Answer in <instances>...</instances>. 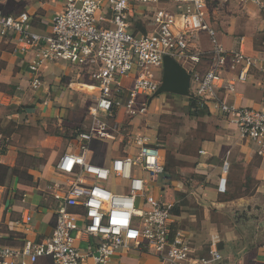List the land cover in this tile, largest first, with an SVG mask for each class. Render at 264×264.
I'll return each instance as SVG.
<instances>
[{"label":"built area","instance_id":"1","mask_svg":"<svg viewBox=\"0 0 264 264\" xmlns=\"http://www.w3.org/2000/svg\"><path fill=\"white\" fill-rule=\"evenodd\" d=\"M238 1L254 4L264 17V0ZM208 2L64 0L46 33L34 31L26 15L12 17L0 9V35L8 34L20 51L33 54L28 64L32 74L46 64L64 63L87 72L98 89L89 124L76 136V149L54 162L63 180L46 187L56 204L50 236L38 243L27 240L21 247L0 245V264H36L40 258L53 264H107L122 250L149 253L159 264H223L214 245L199 257L188 237L171 235L174 204L154 193L164 173L160 145L156 137L133 131V121L145 114L148 98L161 83L163 58L170 56L190 73L194 97L212 101L235 125L238 139L264 156V105L233 107L217 96L218 87L235 88L221 76L227 62L231 70L238 67L236 82L243 83L253 60L218 43L206 20ZM138 22L144 32L134 28ZM202 32L211 44L204 73L195 68L206 58L194 43ZM31 83L34 89L41 85L36 77ZM104 142L124 150L108 162L96 161L92 146ZM227 168L224 163V174ZM30 222L28 216L24 223ZM84 239L85 247L79 248L76 242Z\"/></svg>","mask_w":264,"mask_h":264},{"label":"crops","instance_id":"2","mask_svg":"<svg viewBox=\"0 0 264 264\" xmlns=\"http://www.w3.org/2000/svg\"><path fill=\"white\" fill-rule=\"evenodd\" d=\"M63 1L0 0V9L12 17L26 15L34 31L46 33L51 18L62 10ZM225 6L227 28L218 31L207 16L206 20L224 50L242 52L253 60V65L245 82L238 83V67L231 70L227 62L221 76L224 82H234L235 88L227 91L218 87L217 96L228 106L260 109L264 105V17L251 3L227 1ZM194 43L206 56L195 66L204 73L210 65L209 37L199 33ZM32 55L20 51L19 44L8 34L0 35V110L4 111L0 113V165L8 168L0 185V245L10 247H21L27 240L38 243L50 236L56 204L46 187L63 180L54 169L57 155L76 149V140L72 147H51L50 141L58 144L55 135L39 141L34 135L27 139L28 125L35 127L34 121L61 116L62 108H58L82 99L84 90L94 91L93 99L98 94L96 82L87 72L64 63L46 64L32 74L28 69ZM35 77L41 81L36 89L31 83ZM130 84L128 81L127 86ZM202 102L207 115L191 118L204 125L193 129L197 141L193 138L176 144L169 152L171 165L160 147L165 167L160 178L165 186H159L158 181L154 193L160 198L161 193L172 197L163 200L174 204L171 235L182 233L188 237L197 256H205L214 245L223 255V264H264V156H257L249 143L238 139L235 125L218 112L212 101ZM208 119L212 123L209 126ZM40 149L47 154L42 156ZM224 163L228 164L226 174L222 172ZM12 169L17 171L12 173ZM16 173L30 175L31 181L20 180ZM28 216L31 222L25 224ZM76 244L84 248L86 240ZM36 264L53 261L40 258ZM107 264L159 262L146 252L122 250Z\"/></svg>","mask_w":264,"mask_h":264},{"label":"rangeland","instance_id":"3","mask_svg":"<svg viewBox=\"0 0 264 264\" xmlns=\"http://www.w3.org/2000/svg\"><path fill=\"white\" fill-rule=\"evenodd\" d=\"M227 1H229V3H231V1L239 3L238 0H209L207 4V20L216 26L218 31L225 27L227 28V7L225 6ZM143 20L146 24V17H143ZM146 28L148 32L150 27L146 25ZM82 92H84L82 99H78V101L75 102L72 101L71 105L66 103L67 107L57 106L59 107L58 109L62 108L59 112L62 113L61 116L57 118L51 117L44 121H34L35 127L28 125L30 130H28L29 134L27 139H30L34 135V138L39 141L42 137L46 138L47 136L55 135L58 137V144H56V142L54 143V141L53 143L50 141L48 144L51 147H58L59 144L67 147L71 145L72 147L75 143L77 134L81 130L86 129L88 126V111L94 104V91L87 89ZM188 99V97L176 96L173 94H161L153 98L151 105L147 108L143 116L134 120L133 131H140L148 135L153 134L156 139H158L157 142H159L160 147L162 146L166 158L170 159V165L172 161V154L169 152L174 150V146L178 143L181 144L189 142L197 136L193 129H202L204 126L198 124L197 122H192V117L188 116ZM1 111L3 110H0V113ZM209 120L210 119H208V121ZM211 124L212 123H210V121L206 123L207 126ZM24 131L25 130H23V132ZM194 139L197 141L196 138ZM32 146L34 147L36 145L32 144ZM92 150L94 159L96 161L103 162L108 161L115 155H118L124 150V148L122 146H118L117 143L104 142L101 144H94L92 146ZM165 150L168 153H166ZM39 152L42 156L47 154L45 149H40ZM61 154L62 153L57 156L59 157ZM183 183L189 185L185 181ZM120 184L121 183H119V185ZM158 185L162 187L165 186L163 178L159 179ZM164 194L165 193H161V195H163L162 200H167L168 198L171 200L172 197Z\"/></svg>","mask_w":264,"mask_h":264},{"label":"water","instance_id":"4","mask_svg":"<svg viewBox=\"0 0 264 264\" xmlns=\"http://www.w3.org/2000/svg\"><path fill=\"white\" fill-rule=\"evenodd\" d=\"M190 73L170 56H164L161 83L149 101L161 94L194 97L190 91Z\"/></svg>","mask_w":264,"mask_h":264},{"label":"trees","instance_id":"5","mask_svg":"<svg viewBox=\"0 0 264 264\" xmlns=\"http://www.w3.org/2000/svg\"><path fill=\"white\" fill-rule=\"evenodd\" d=\"M134 28L141 32L142 31L144 32V27L142 26L140 22L136 23V25H134ZM188 103H189V112L187 113L188 116L199 118V117L207 115L208 113L207 109L204 103L200 99L196 97H192L188 99ZM16 171L17 170L12 169V173ZM7 172H8V168L3 165H0V185H3ZM164 173H165V167H164ZM16 176H19L20 180L27 181V182L31 181V176L26 173H22V175H19L18 173H16Z\"/></svg>","mask_w":264,"mask_h":264}]
</instances>
